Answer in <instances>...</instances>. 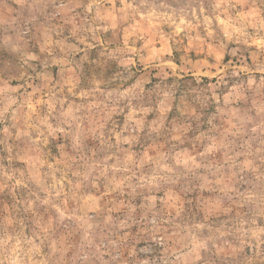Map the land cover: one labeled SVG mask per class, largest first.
Wrapping results in <instances>:
<instances>
[{
	"label": "rangeland",
	"instance_id": "374dc122",
	"mask_svg": "<svg viewBox=\"0 0 264 264\" xmlns=\"http://www.w3.org/2000/svg\"><path fill=\"white\" fill-rule=\"evenodd\" d=\"M0 264H264V0H0Z\"/></svg>",
	"mask_w": 264,
	"mask_h": 264
}]
</instances>
